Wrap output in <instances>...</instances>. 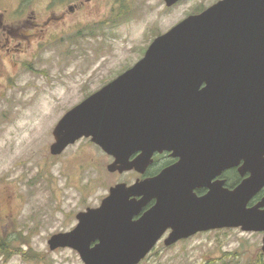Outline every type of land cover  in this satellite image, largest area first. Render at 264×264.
<instances>
[{
  "label": "water",
  "instance_id": "water-1",
  "mask_svg": "<svg viewBox=\"0 0 264 264\" xmlns=\"http://www.w3.org/2000/svg\"><path fill=\"white\" fill-rule=\"evenodd\" d=\"M260 112L264 0H220L187 16L157 36L132 67L68 110L50 146L52 155H60L90 138L114 158L109 172L143 173L154 152L176 145L181 161L155 177L111 186L100 206L77 213L73 229L51 236L50 249L70 247L85 264H139L167 228L172 232L166 245L198 231H264V210L248 208L264 185V171L258 170L257 147L264 144ZM195 144L202 145L200 155ZM236 158L243 160L241 175L256 166L252 176L233 189L212 182ZM199 186L208 193L194 195ZM153 197L156 204L133 220Z\"/></svg>",
  "mask_w": 264,
  "mask_h": 264
},
{
  "label": "rangeland",
  "instance_id": "rangeland-1",
  "mask_svg": "<svg viewBox=\"0 0 264 264\" xmlns=\"http://www.w3.org/2000/svg\"><path fill=\"white\" fill-rule=\"evenodd\" d=\"M215 1L168 7L165 0H0L4 24L19 32L5 34L0 24V237L8 241L0 264H85L76 250H51L48 240L136 175L108 172L113 157L86 138L52 155L53 130L141 59L158 35ZM71 5H79L77 13ZM50 7L64 18L44 31L26 21L48 16ZM262 252L261 236L225 228L160 245L139 264H253L259 255L264 260Z\"/></svg>",
  "mask_w": 264,
  "mask_h": 264
},
{
  "label": "flooded vegetation",
  "instance_id": "flooded-vegetation-1",
  "mask_svg": "<svg viewBox=\"0 0 264 264\" xmlns=\"http://www.w3.org/2000/svg\"><path fill=\"white\" fill-rule=\"evenodd\" d=\"M218 1H220V0H216L215 2H218ZM207 7H209V6H207ZM68 8H69V11H71V12H73V14H75L79 10V5H71ZM206 8L198 10L195 13H199ZM50 9H52V7H50ZM4 14L5 13H0V24L2 25V28L7 29V27H6L7 24H4V22H3V15ZM7 14H8V18H5V19L7 21L12 20L13 13L9 12ZM32 14H34V12H32ZM65 14L66 13H61L60 15H57L56 10H53V11L49 12L48 16L40 18L38 21L36 20L37 19L36 15L32 19L27 18L26 21L30 22L32 26L38 27L41 31H44L49 26H51L54 23L62 20L64 18ZM7 33H9L11 36H15V35H18L19 32L17 29H15V30L14 29H7V32L5 34H7ZM26 37H28V35H23L22 38L26 39ZM6 40L10 41V39H8L7 37H6ZM105 84L106 83H104L100 88H102ZM205 86H206V83H203L202 88H204ZM100 88H98L97 90H99ZM97 90H94L93 92H95ZM93 92H91V93H93ZM260 114L263 115L264 112H260ZM176 146L179 149V145H176ZM194 147L199 151V155H200L202 152V145L200 144V147L198 148L197 144H195ZM178 149L171 148V149H166V150H162V151H156V152H154V154L152 156L151 163L148 165V167L146 168V170L143 173H140L136 170H130L128 172H132L136 175L135 180H144V179L155 177V176L159 175L164 169L176 166L181 161V156L179 154H177ZM257 150L260 153L259 159L261 162V166L258 168V170L260 172H263L264 171V144H260V146L257 147ZM251 152H252V154H254V150H252ZM139 153L140 152L134 154L131 159L136 157ZM234 156L237 157V151L236 150H234ZM250 163H251V161H250ZM242 164H243V160H241V162H238L237 158H236V160L232 159L231 165L225 166L224 168H220V172L218 174H216V176L212 179V182L223 181L224 187L229 188V189L235 188L245 177H248V178L251 177L252 172H254V169L256 167V166H254V164H250V167H251L250 170H248L245 175H241L239 168ZM133 183L134 182L127 183V184L131 185ZM208 191H209L208 187L199 186V187L194 188L193 193L197 197H202L203 195L207 194ZM159 193H161V192H159ZM169 194H171V192L168 193L167 195H169ZM176 194H180V193H176ZM140 198H142V195L137 197V199H140ZM263 200H264V185L261 186L257 190V192H255V194H253V196L250 198V200L248 202V208L253 209V208L257 207V209L260 211L264 210V205H262ZM156 202H157V198H155V197H153L151 200H149L144 206L141 207L140 212L138 214L134 215L133 220H138L139 218H141L145 212L150 210L156 204ZM98 206H100V205H97L94 207H98ZM171 232H172V229L167 228L164 231V233L162 234L161 238L156 243V245L153 247L151 252L156 250L160 245H162L164 247H174L176 245H179L180 243L194 239L195 237L202 234V231H198V232H195V233H193L187 237L180 238L170 245H166L165 240L171 234ZM250 233L253 235L257 234V235L261 236L262 238L264 236V232H262V231H252ZM97 242L98 241L93 242L92 246L97 244Z\"/></svg>",
  "mask_w": 264,
  "mask_h": 264
},
{
  "label": "trees",
  "instance_id": "trees-1",
  "mask_svg": "<svg viewBox=\"0 0 264 264\" xmlns=\"http://www.w3.org/2000/svg\"><path fill=\"white\" fill-rule=\"evenodd\" d=\"M7 245H8V241L0 237V251H2L3 253H6L5 251H6ZM253 264H264V260L259 255L257 261H255Z\"/></svg>",
  "mask_w": 264,
  "mask_h": 264
}]
</instances>
